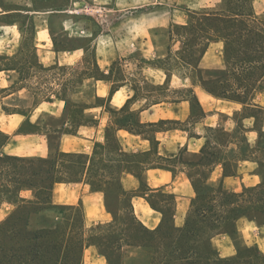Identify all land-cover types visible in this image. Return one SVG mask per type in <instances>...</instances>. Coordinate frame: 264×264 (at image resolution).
<instances>
[{"label":"crops","instance_id":"0c3cea01","mask_svg":"<svg viewBox=\"0 0 264 264\" xmlns=\"http://www.w3.org/2000/svg\"><path fill=\"white\" fill-rule=\"evenodd\" d=\"M223 1L84 0L108 8L103 18L94 20L82 12V7L73 11L74 0L58 4L51 0L45 4L39 0L10 3L0 0V56L24 61L35 52L45 66L58 64L74 69L82 66L86 55L94 49L104 74L94 82V92L102 102L86 110L95 123L68 132L71 124L64 100L54 96L36 102L33 91L23 87L18 70L0 71V88L7 89L0 93V155L48 158L52 151H58L91 157L96 144L106 142V129L118 116L114 112L125 107L148 129L147 136L124 128L115 130L126 154L146 153L141 177L129 171L121 176L124 190L132 195L134 212L146 227L156 229L163 214L149 200L158 192L171 194L175 197L174 225L183 227L196 195L184 160L200 154L209 139L210 128L234 131L244 107L240 102L208 92L196 81L193 71L180 68L168 72L164 66L168 58H179L184 46L175 27L186 24L191 12L218 7ZM253 6L257 14H264V0H253ZM57 18H61L58 24ZM88 20L94 21L95 28ZM86 40L90 43L86 44ZM198 67L204 71L226 68L223 40L210 43ZM193 96L204 112L201 116L192 113ZM11 99L18 103H10ZM249 102L264 108V87L257 89ZM6 105L12 110L4 109ZM254 121L253 117L241 120L252 145L258 139ZM257 168L254 159L241 160L235 175H224L223 165L218 163L209 180L241 192L244 186L260 183ZM21 197L33 199L34 192L24 189ZM51 200L56 205L78 206L83 210L86 237L97 226L113 220L104 193L93 189L85 175L79 180L55 183ZM16 207L14 202H2L0 223ZM237 227L242 244L257 246L264 253V224L241 218ZM212 243L222 257L237 254L236 243L229 234L214 236ZM83 264L108 262L95 245L88 244Z\"/></svg>","mask_w":264,"mask_h":264},{"label":"trees","instance_id":"16d2710c","mask_svg":"<svg viewBox=\"0 0 264 264\" xmlns=\"http://www.w3.org/2000/svg\"><path fill=\"white\" fill-rule=\"evenodd\" d=\"M175 33L184 46L179 58L166 60L164 69L193 71L196 81L208 92L240 102L244 107L234 131L210 128L209 139L200 154L184 160L196 191L185 225H174L175 197L163 192L149 200L163 214L156 229L146 227L135 214L132 195L124 190L121 176L129 171L141 177L146 153L126 154L115 130L124 128L147 136L148 129L123 107L114 112L118 116L106 129V142L97 143L91 157L58 151H52L48 158L0 155V204L5 201L17 204L0 223V264H83L88 244L95 245L108 264H264V253L257 246L242 244L237 227L241 218L264 224V108L249 102L255 91L264 87V14L255 12L253 0H224L218 7L191 12L186 24L175 27ZM217 39L224 41L226 68L204 71L198 63L210 43ZM9 69L19 71L23 87L33 91L36 102L54 96L65 101V114L71 124L68 132L95 123L86 110L102 102L94 92V82L104 74L94 49L86 55L80 69L66 80V88L74 82L84 85L91 81V91L77 98L64 88L43 94L40 82L36 86L27 84L33 77L41 78L38 73L55 77L60 74L57 70H70L58 64L43 65L35 52L24 61L0 56V71ZM4 90L7 89L0 88V92ZM190 101L193 115H203L196 96ZM4 109L12 110L7 105ZM246 117L255 119L254 129L258 132L255 145L244 134L241 120ZM180 159L183 160L182 155ZM246 159L258 162L261 181L257 185L244 186L241 192H235L226 189L222 182L209 180L218 163H222L224 175H235L239 162ZM82 175L93 189L104 193L105 205L113 214L111 222L97 226L88 237L83 210L78 206L56 205L51 200L55 183L79 180ZM24 189L33 190L34 198H22ZM218 234H229L234 239L235 256L219 254L212 243Z\"/></svg>","mask_w":264,"mask_h":264},{"label":"rangeland","instance_id":"374dc122","mask_svg":"<svg viewBox=\"0 0 264 264\" xmlns=\"http://www.w3.org/2000/svg\"><path fill=\"white\" fill-rule=\"evenodd\" d=\"M6 2L10 3L11 1L13 2H17L18 0H5ZM40 2H42L43 4H45L46 0H39ZM76 1V3H72V10L76 11L79 10L78 8L82 7V12H86V14H88L89 16H91L92 18H103V16L108 12V8L106 7H101V6H93L92 4H87V2L85 3L84 0H74ZM79 1V2H78ZM97 1V0H96ZM168 2L172 3L174 2V0H167ZM51 2H56L58 3H66L67 0H51ZM61 20V18H57L56 22L57 24L59 23V21ZM88 24L92 25L95 28V23L93 20H88ZM78 56V55H77ZM81 67V66H80ZM80 67H75L74 69H70L68 70V72L63 71V70H57V72L60 74H58L57 76H52L49 74H45L43 75L42 73H38V76H42L41 78L39 77H33L27 84H29L30 86H36L37 82H40L42 85V89L43 90V94H48L51 92H59V90H61V88H64L66 90V92L70 95H73V97L77 98L80 96H83L86 94V92L91 91L92 89V85H91V81H86V83L84 85H82L79 82H74L73 84H69V86H67L66 88V80L69 77H72L78 69H80ZM15 89V88H14ZM1 93V92H0ZM43 94H41L38 99H43ZM10 103H18V100L15 99H11L9 100Z\"/></svg>","mask_w":264,"mask_h":264}]
</instances>
